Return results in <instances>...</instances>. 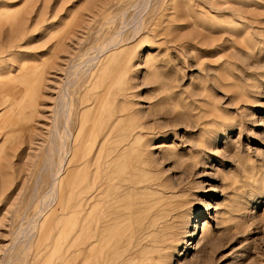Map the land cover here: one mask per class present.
<instances>
[{"label":"rangeland","instance_id":"1","mask_svg":"<svg viewBox=\"0 0 264 264\" xmlns=\"http://www.w3.org/2000/svg\"><path fill=\"white\" fill-rule=\"evenodd\" d=\"M98 219L117 264H264V0H0V264H96Z\"/></svg>","mask_w":264,"mask_h":264},{"label":"bare ground","instance_id":"2","mask_svg":"<svg viewBox=\"0 0 264 264\" xmlns=\"http://www.w3.org/2000/svg\"><path fill=\"white\" fill-rule=\"evenodd\" d=\"M105 159L108 162L114 161V157L111 158V156H106ZM99 160H101V159H99ZM101 178H102V173H101V171H99V173H97L95 187H94L93 193L91 195V199L93 201L99 200L101 197V194L105 191V188H108L110 186L109 185V183H111L110 179L102 180ZM193 214H194V212H192V210L190 213L187 214L186 219H185V223H187V225L190 223L191 219L192 220L194 219ZM105 223H104L105 224V230H104V227L101 225V220L98 219L97 231H96L95 235L93 236L92 244H93L94 251L96 254V264H117V262L115 263V261H114V259H117V257H112V253L110 252V251H112V249H114L115 244H116V242L115 243L113 242L115 240L114 236L116 235L115 232L112 233L113 222L107 221ZM187 235L188 234L186 232L183 235H179L176 233L169 235V237H170L169 241L163 242L164 248L158 249V251H161L160 258H162V259L171 258L172 257V253H171L172 248L171 247L173 246V244L174 243L177 244L179 242H183L184 245L187 244V237H186ZM216 240H217L216 238H214V239H212V237L208 238L206 240V242H209L208 245H207V243L204 244V246H202L201 249L199 250L198 255L203 257L201 254L207 252V250H208L207 246H214V242ZM104 254L107 255L106 260H104ZM121 264H128V263L124 260V262H121Z\"/></svg>","mask_w":264,"mask_h":264}]
</instances>
